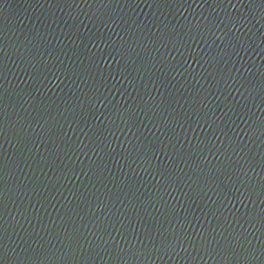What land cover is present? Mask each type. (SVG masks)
<instances>
[{
  "label": "water",
  "instance_id": "water-1",
  "mask_svg": "<svg viewBox=\"0 0 264 264\" xmlns=\"http://www.w3.org/2000/svg\"><path fill=\"white\" fill-rule=\"evenodd\" d=\"M0 264H264V0H0Z\"/></svg>",
  "mask_w": 264,
  "mask_h": 264
}]
</instances>
